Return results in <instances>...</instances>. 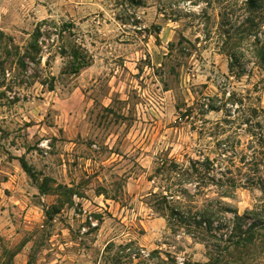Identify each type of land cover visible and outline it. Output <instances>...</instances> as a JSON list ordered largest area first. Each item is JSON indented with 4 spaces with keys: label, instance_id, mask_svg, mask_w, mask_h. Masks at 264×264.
Returning a JSON list of instances; mask_svg holds the SVG:
<instances>
[{
    "label": "rangeland",
    "instance_id": "1",
    "mask_svg": "<svg viewBox=\"0 0 264 264\" xmlns=\"http://www.w3.org/2000/svg\"><path fill=\"white\" fill-rule=\"evenodd\" d=\"M205 5L0 0V264H212V248L155 207L150 195L171 175L156 172L161 162L208 157L235 180L209 185L199 204L242 215L264 202V155L254 167L240 161L251 134L264 135V79L256 68L230 75L219 6L207 8V21ZM73 49L92 57L76 75ZM19 158L32 170L22 200L2 185ZM231 218L219 210L224 227Z\"/></svg>",
    "mask_w": 264,
    "mask_h": 264
},
{
    "label": "trees",
    "instance_id": "2",
    "mask_svg": "<svg viewBox=\"0 0 264 264\" xmlns=\"http://www.w3.org/2000/svg\"><path fill=\"white\" fill-rule=\"evenodd\" d=\"M205 3L201 13L207 21V8L213 3L219 6L217 42L221 53L228 58L230 75L237 78L249 76L256 68L264 79V0H205ZM210 34L211 31L206 34L209 39ZM40 37L38 24L28 44V49L33 53L40 50L37 44ZM68 58L69 73L72 75L90 66L92 61V57L83 49H73L68 53ZM52 88V84L49 85V90ZM204 106L208 111L223 110L207 103ZM256 111L254 109V113ZM250 143L253 145L250 157L244 153L240 156L242 166L254 167L258 157L264 155V135L252 133ZM18 162L21 169L32 177V170L25 160L19 158ZM162 168L163 171H170L171 175L166 178L169 182L163 187L166 190L151 193L155 207H163L177 227L184 226L188 235L204 242L206 247L210 246L209 261L212 264H264V202L242 215L236 210H229L219 201L215 205L212 201L199 204L197 198L209 185L223 188L235 184V180L228 179L214 159H188L186 165L174 162L171 169L166 162H161L156 172L159 173ZM246 182L253 185L252 178ZM186 184L194 186L192 191L186 189ZM219 210L232 214L230 225L224 227L219 223Z\"/></svg>",
    "mask_w": 264,
    "mask_h": 264
},
{
    "label": "crops",
    "instance_id": "3",
    "mask_svg": "<svg viewBox=\"0 0 264 264\" xmlns=\"http://www.w3.org/2000/svg\"><path fill=\"white\" fill-rule=\"evenodd\" d=\"M13 162H15V160H12ZM18 161V159L16 160ZM19 163V162H18ZM9 164V163H8ZM13 165V164H12ZM11 170V169H10ZM4 173L6 174V178L4 179V181L2 182L3 188L4 190H8L10 192V195L12 197H16L20 200H22V196L21 193H19L18 191H20L22 189L21 186H23L24 188L27 187L28 183L25 179V172L21 169L20 164L19 166H14V169L9 171V168H6V170L4 171ZM16 177L21 178V180L26 181L25 183H21L19 181H17ZM20 200H18L17 202L20 203ZM25 251L22 249L20 250V252L18 254L15 255V258L18 257H22L24 256Z\"/></svg>",
    "mask_w": 264,
    "mask_h": 264
},
{
    "label": "built area",
    "instance_id": "4",
    "mask_svg": "<svg viewBox=\"0 0 264 264\" xmlns=\"http://www.w3.org/2000/svg\"><path fill=\"white\" fill-rule=\"evenodd\" d=\"M89 220H91V218L89 217ZM91 225L92 226H96L97 225V222L96 221H94V222H91Z\"/></svg>",
    "mask_w": 264,
    "mask_h": 264
}]
</instances>
